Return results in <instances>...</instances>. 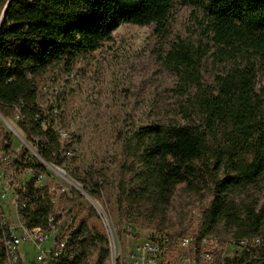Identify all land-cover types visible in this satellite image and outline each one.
<instances>
[{"label":"trees","instance_id":"16d2710c","mask_svg":"<svg viewBox=\"0 0 264 264\" xmlns=\"http://www.w3.org/2000/svg\"><path fill=\"white\" fill-rule=\"evenodd\" d=\"M6 1L0 0V15ZM174 1L10 0L0 18V112L15 110L37 154L60 164L62 145L37 104L36 78L66 54L96 50L122 24H154L162 32ZM190 1L205 8L209 49L224 63L223 70L214 85L203 86L198 71L205 52L183 40L172 45L166 61L196 87L194 103L201 122L150 123L125 137L117 211L125 222L164 229L160 224L182 186L189 193L210 196L197 234H213L222 223L238 244L260 235L264 226V210L254 196L264 190V109L256 91L257 72L264 65V0ZM42 122L47 123L45 129ZM10 138L5 135L1 149L8 150ZM26 165L44 168L39 162ZM84 189L100 195L96 183ZM51 210L46 190H36L23 219L42 226ZM67 231L78 245L71 264H109L104 233L87 220L71 222ZM251 251L245 250L232 264H264V246L257 254Z\"/></svg>","mask_w":264,"mask_h":264},{"label":"rangeland","instance_id":"374dc122","mask_svg":"<svg viewBox=\"0 0 264 264\" xmlns=\"http://www.w3.org/2000/svg\"><path fill=\"white\" fill-rule=\"evenodd\" d=\"M204 14L201 3L175 0L162 32L154 24L142 27L122 24L113 32L112 39L96 50L66 54L58 65L36 78L39 108L54 129L66 132L60 139L64 160L60 164L49 163L63 169L67 176L55 177L51 168L46 167L47 176L42 183L64 188L53 198L64 210L65 220L70 218L74 224L87 220L105 235V223L116 228V247L120 244L123 252L135 240L123 231L125 220L116 204L125 137L150 123L201 122V113L194 103L196 87L182 72L170 67L166 61L168 51L183 40L205 52L198 71L203 86L214 85L223 70L224 63L215 60L213 48L209 49L211 40ZM256 91L264 109V65L257 72ZM18 121L15 110L3 118L0 116V142L10 134L7 145L13 157L20 160L22 170L37 159V148L25 139ZM24 179L23 174L17 175L12 187L19 186ZM95 183L100 186L99 197L84 189ZM74 190L81 196L76 197ZM254 196L264 210V190ZM89 198L100 205V210ZM209 199L208 194L189 193L180 186L160 224L164 229L147 223L134 224L137 238L161 233L196 235ZM214 231L218 247L213 264L232 262L245 250L257 254L264 246V226L257 235L261 243H251L247 248L237 244L222 223Z\"/></svg>","mask_w":264,"mask_h":264},{"label":"built area","instance_id":"2783aa9c","mask_svg":"<svg viewBox=\"0 0 264 264\" xmlns=\"http://www.w3.org/2000/svg\"><path fill=\"white\" fill-rule=\"evenodd\" d=\"M46 126L47 123H41L43 129ZM51 127L59 139L66 136V132L54 129L52 124ZM12 154L9 148H0V264L73 263L78 256V245L72 240L71 231H67L71 219L65 220L64 210L58 207L56 198H53L55 193L64 191V188H59L57 184L42 183L47 176L46 167H50L58 178H65V171L44 161L36 152L37 159L32 163L39 162L44 168L28 165L21 170L20 160ZM19 174H23L26 180L12 187ZM30 182L32 189L29 188ZM40 189L46 190L50 196L52 210L47 214L44 225H30L23 219L22 212L31 194ZM123 231L132 239L135 238L124 252L120 244L116 247V228L105 223L109 264H213V254L218 247V238L214 234L161 233L155 237L137 238V230L130 222L124 223ZM239 243L247 248L251 243L259 245L261 238L254 236L242 239ZM227 263L232 264L233 261Z\"/></svg>","mask_w":264,"mask_h":264},{"label":"water","instance_id":"95a60500","mask_svg":"<svg viewBox=\"0 0 264 264\" xmlns=\"http://www.w3.org/2000/svg\"><path fill=\"white\" fill-rule=\"evenodd\" d=\"M10 0H7L6 1V3H5V5H4V7H3V9H2V12H1V15H0V18H2V16H3V14H4V11H5V8H6V6H7V4H8V2H9ZM0 116L3 118L4 117V115L0 112ZM24 141L26 142V140L24 139ZM36 154H37V152H36ZM38 155V154H37ZM39 157H40V155H38ZM61 172L63 173V171L61 170ZM83 191L84 192H86L84 189H83ZM87 193V192H86ZM93 199V198H92Z\"/></svg>","mask_w":264,"mask_h":264},{"label":"bare ground","instance_id":"6f19581e","mask_svg":"<svg viewBox=\"0 0 264 264\" xmlns=\"http://www.w3.org/2000/svg\"><path fill=\"white\" fill-rule=\"evenodd\" d=\"M89 199H90V201H91L92 203H94L95 206H97V208L100 210V205H99L96 201H94L92 198H89Z\"/></svg>","mask_w":264,"mask_h":264}]
</instances>
